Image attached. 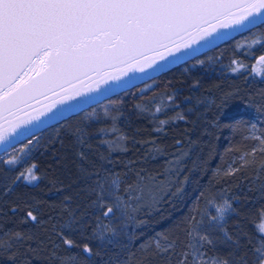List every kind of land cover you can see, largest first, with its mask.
I'll list each match as a JSON object with an SVG mask.
<instances>
[{
    "label": "snow or ice",
    "instance_id": "snow-or-ice-1",
    "mask_svg": "<svg viewBox=\"0 0 264 264\" xmlns=\"http://www.w3.org/2000/svg\"><path fill=\"white\" fill-rule=\"evenodd\" d=\"M252 26L264 27V0H0V121L5 119V111L15 115L22 105L40 95L55 93L57 88L67 93L55 110L49 105L47 112L20 124L9 121L7 135L0 123V145L9 146L0 156V163L9 172H18L9 178L10 183L4 184L5 193L13 192L20 181L33 184L40 180L37 165L28 163L39 147V138L27 139L18 150L12 146V141L22 135H34L31 128L48 119H63L66 110L80 107L78 97L94 99V93L112 91L113 85L123 86L129 82L130 78L111 75L106 69L126 65L133 73L139 71L146 75L166 70L170 63L198 53L202 44H214L217 39H222L224 30ZM185 36L191 40H185ZM177 38L182 42L178 43ZM256 46H264V36L238 44L237 50L247 49L251 54V49ZM260 61H264V55L259 56L257 63ZM198 63L203 65L205 61L198 60ZM247 68L242 60L232 59V72ZM124 71L120 69L122 74ZM251 71L256 72L254 66ZM93 74L101 77L103 88L89 87L86 94L76 89L75 82L92 79ZM260 74L264 75V68ZM96 83L99 85L100 80ZM198 84V81L194 82L193 87ZM175 100V95L167 94L168 105L174 104ZM162 103H155L153 115L165 110ZM122 104L123 101H111L104 106L103 117L93 111L88 114L87 122L70 130L75 157L79 161L77 172L85 181L89 200L72 208L69 207L72 198L65 197L66 217L56 232L59 241L56 247L79 248L88 260L102 257L103 264H129L121 257L127 247L121 236L127 235L128 242L132 239L123 231L128 222L142 226L146 221L137 220V214L159 211L166 197L168 203L182 199L188 183V177L181 179L180 175L182 161L188 155L183 151L169 159L161 173L152 174L146 169L135 171L132 183H127V172L122 176L109 167L113 164L110 157L99 155L100 167H95L91 157L94 137H100V143L110 150L127 151L120 148V141L126 137L115 135L119 131L116 122L123 115ZM134 107L141 113L146 110L141 104ZM101 118L111 120L112 127L89 131L91 122ZM171 119L184 120L186 117L181 112ZM169 122L160 120V127L155 131H163V126ZM250 128L253 132L250 138L259 143L245 156L254 157L257 151L264 154V135L255 134V124ZM53 143L63 144L62 137L58 134ZM153 151L162 154L158 147ZM241 159L242 166L250 163L244 157ZM260 167L264 168V162ZM238 170L229 167L223 174L230 176ZM203 195L200 193L192 202L177 225L182 238L170 239L158 233L152 243L141 245L142 250L154 247L157 254L168 257L169 264H264V209L259 211V223L254 225L257 237L253 240L239 222L235 231L228 229V217L241 215L232 203L238 197L229 199L221 193L222 203L209 198L201 209L198 205ZM11 211L15 212L17 208L13 207ZM117 216L124 221L119 229L114 226ZM28 221L40 223L32 210L26 212L25 222ZM23 239L20 232L7 241L0 236V251L10 250L13 241ZM90 239L100 241L102 248L120 251L110 256L107 251H94L90 243L85 242ZM220 246L228 249L226 254L219 251ZM9 259L15 261L16 256ZM70 259L75 261L77 257Z\"/></svg>",
    "mask_w": 264,
    "mask_h": 264
},
{
    "label": "rangeland",
    "instance_id": "rangeland-1",
    "mask_svg": "<svg viewBox=\"0 0 264 264\" xmlns=\"http://www.w3.org/2000/svg\"><path fill=\"white\" fill-rule=\"evenodd\" d=\"M256 31L253 30L248 34L238 33L241 35L236 38L232 47L225 53L224 59L212 61L209 66V72L198 79H194L188 93L180 96L177 104L168 105V93L161 91L156 97L151 99L135 95L131 106L125 109V103H127L126 94L112 95L78 113L68 116L59 126L29 136L12 146L18 150L23 146V143L27 142V139L35 140L39 138V147L34 150L32 159L28 162L29 165L31 163L36 164L47 154L58 134L59 136L70 134V130L76 125L87 122L88 114L93 111L103 117L104 106L109 105L111 101H123V104L120 105L123 115L116 122L119 131L115 135L122 134L126 137V139L120 141V148H126L127 151L110 150L107 146L102 145L100 137H97L99 139L98 146L91 153V157L95 161V167H100L99 155L110 157L113 164L109 167L122 176L127 172V183H132L135 179L133 175L135 171L146 169L152 174L161 173L164 171L166 162L183 151L187 152L188 155L182 161L183 171L180 175L181 179L187 176L188 183L185 186V193L182 199H175L172 203H168V198L166 197L159 211H153L151 214H137V220L146 221L142 226L136 227L133 222H128V226L123 231L131 235L132 239L128 242L127 235H122L121 239L125 243L134 245V248L122 258L127 259L129 264H169L166 255L157 254L154 247L144 251L141 245L152 243L158 233H163L178 225L200 193L204 194L200 198L198 205L201 209L205 207V201L209 198H216L217 203H222L219 198L221 193L229 199L238 197L232 203L233 207L241 215L233 214L228 217V229L229 231H235V225L239 222L243 225V230L248 233V236L255 240L257 232L254 225L259 223V211L264 209V168L260 167L261 163L264 162V154L259 151L254 157L251 155L245 156V154L251 153L252 150L248 149L249 144L256 141L250 138L253 134L250 125H256V135H264V75L260 74L261 69L264 68V61L257 63L259 56L264 55V46L254 47L251 49V54H249L247 49L237 50V45L249 42ZM233 58L242 60L248 65L247 70L232 72L230 65ZM253 66L256 69L255 73L251 71ZM197 81L199 82L198 86L193 87L194 82ZM232 88H236V98L233 102L231 100L233 93L230 91ZM188 97H191V99H187ZM161 102H163L162 107L165 110L153 115L155 103ZM190 102L196 103L197 110H190L185 107ZM136 104H141L146 110L142 113L138 112L134 107ZM176 105H179V107ZM212 111L216 112V117L212 116ZM181 112L186 119H171ZM234 116H236V119L232 121H228L230 119L226 118ZM160 120H170L168 125L173 124L175 127H180L169 145L168 143L159 144L155 137H152L153 139L145 137L148 134L157 133L155 131L157 128L156 124ZM189 121H191L190 126L186 129L180 126ZM93 123H97L96 129L112 127V121L103 118L91 122V124ZM159 132L162 133V131ZM115 135L113 138H115ZM177 141H180V143L178 144ZM135 142L142 144L136 150L134 149ZM230 142L232 143L229 145ZM257 143L259 142L257 141ZM154 147L162 149V154L154 152ZM195 154L198 156H203L202 154H204L205 157H203L202 161L200 159L197 160L198 163L189 162L188 159ZM3 155L4 152L0 154V156ZM241 157H244L250 163L242 166ZM149 158L154 159L156 162H149ZM229 167L239 170L233 175L224 176L223 173ZM200 169L201 171H199ZM196 171L201 173L196 174ZM17 174L18 172H9L7 167L0 163V206H3V210L0 211V220H6V216L2 215L4 213L8 214L7 216H12L13 214L6 224L0 225V235L7 237L9 234H13L14 230L21 229L24 232L25 239L13 241V244L19 246L18 254H22L20 253L21 249L26 248L36 234L38 236L48 235V229L45 228L50 226V217L56 214L54 219L59 225L63 223L66 217L63 212L57 214L58 210L54 211L51 209V212L46 210V206L49 205L48 201H50L47 199L49 195H54V204L57 207L60 206L61 202L65 203V197H71L72 200L69 206L72 208H75L78 204H86L89 197L85 191V181L77 171L67 175L61 181L49 182L43 185L27 184L24 181H20L15 185L13 192L5 193L4 184L10 183L9 178ZM214 176L220 177L218 188L207 193L203 192L202 189ZM59 186H61V193L56 191L59 190ZM248 186H252L251 189L255 191L254 196L249 199L245 197ZM13 207H16L17 211L12 212L11 209ZM28 210H32L34 214L38 215L40 223L25 222ZM212 212L215 214L214 209ZM19 213L20 216L22 215V220L17 219ZM160 215L165 216L164 219L155 223ZM123 223L124 221L117 216L114 226L119 229ZM53 233L56 235V232L53 231ZM54 237L55 239L57 238V236ZM177 237L182 238L183 234L179 233L171 239ZM76 238L79 240V235ZM85 242L90 243L91 246L101 243L96 239H90ZM32 246L31 244L30 248ZM30 248L28 247L27 251ZM59 248L64 257L60 263L56 264H82L80 262L82 252L79 248L71 250L63 247ZM219 251L226 254L228 249L220 246ZM209 252L211 253V249ZM73 256L77 257L75 261L70 259ZM24 259V257L20 258L21 264H47L35 255H32L31 259L26 261Z\"/></svg>",
    "mask_w": 264,
    "mask_h": 264
},
{
    "label": "trees",
    "instance_id": "trees-1",
    "mask_svg": "<svg viewBox=\"0 0 264 264\" xmlns=\"http://www.w3.org/2000/svg\"><path fill=\"white\" fill-rule=\"evenodd\" d=\"M253 30H257L256 33L252 36V37H262L264 36V27H260V26H254L250 29H248L247 31L243 32V34H248L250 32H252ZM241 34H237L236 36H234L233 38L225 41L224 43L215 46L191 59H188L180 64H177L155 76H152L148 79H146L145 81L131 87L128 88L126 90H123L115 95H119V94H126V100L127 103H125V109H127L129 106H131V104L133 103V100L135 98V95H138L140 97L146 98V99H151L156 97L161 91H165L168 94H173L176 97L175 100V104H177L179 102V97L180 96H184L188 93L189 88L192 84V81L194 79H198L201 76L207 74L209 72V66L210 63L212 61H221L224 59L225 57V53L232 47V45L234 44V41L236 40V38H238ZM198 60H204L205 63L203 65L198 63ZM150 86V87H149ZM264 87V86H263ZM141 89H145L144 92H141ZM230 91H232L231 93H233L231 100L233 102V100L236 98V88H232ZM257 95V94H256ZM254 96V95H251ZM255 98H257V96H255ZM258 99V98H257ZM190 110H197V105L195 102H190L187 103V106ZM212 116L216 117V112L212 111ZM227 119H230L228 121H232L236 119V116L234 117H226ZM62 121L42 130L45 131L49 128L52 127H57L61 124ZM191 121H189L186 124H181L180 126L184 129H186L187 127H189ZM157 127H160L159 123L156 124ZM150 127V126H149ZM97 128V123H93L90 124V129L89 131L94 132ZM180 127L178 128L175 127L173 124H166L165 126H163V131L162 133H152V134H148L145 137L149 138V139H153L152 137H155L156 140L158 141L159 144H170V142L172 141L173 137L176 135V133H178ZM41 131V132H42ZM39 132V133H41ZM38 133V134H39ZM156 134V135H155ZM62 139H63V144L61 143H54L49 151L47 152V154L36 163L37 165V175L40 176V180L33 183L35 185H43V184H47L49 182H58L63 180L67 175L75 173L77 171V164H78V160L75 157V151L76 148L73 145V138L70 134H66V135H61ZM99 143V139L97 137H94L92 140V145H93V150L92 152L96 149V147L98 146ZM232 142L229 143V145ZM142 144L135 142L134 144V149H138L141 147ZM201 146V145H200ZM258 143L257 141L250 143L248 149L252 150L254 147H257ZM202 149V148H201ZM203 156H198V155H194L191 156L190 159H188V161H193V162H197V160L200 159V161H202L204 154H202ZM149 162L155 163L156 161L152 158H149ZM187 165V164H186ZM161 171V170H160ZM201 171V169L199 170ZM200 174L201 172L196 171V174ZM220 183V177L219 176H214L212 177L209 181L208 184L202 189L203 192H209V191H214L215 189L218 188V185ZM61 186L58 187V189L60 190ZM252 187V186H251ZM250 186L247 187V191L245 193V197L252 198L255 194L254 189H251ZM56 190L57 193H61L62 191L60 190ZM52 196V197H51ZM53 194L49 195L47 197L48 203L49 205H47V211L51 212V209L56 211L58 210L57 214L60 212V214L64 212V207H65V203L63 204L62 202L59 204L60 206L57 207L56 204H54V199H53ZM246 198V199H247ZM53 201V202H52ZM53 203V205H52ZM71 207V206H69ZM3 210V206H0V211ZM22 212V211H21ZM20 212V213H21ZM20 213L18 215L19 220H22V215L20 216ZM4 216H6V220L2 221L0 220V225L1 224H6L10 217L12 216H7L8 214L4 213L2 214ZM56 216V214H55ZM55 216L50 217V228L46 226L45 229H48V235H41L38 236V234H36L28 243L27 247L24 249H21L22 254H18V250H19V246H17L16 244H13L12 248L10 250H5V251H0V264H21V257H24L25 261L28 259H31L32 255H35L37 258H39L42 262H45L47 264H56V263H60V261H62L63 259V253L60 250L59 247H63L62 245H60L59 247H56V244L59 243V241L57 240V238L55 239L54 236H57L53 233L57 232L60 225L56 222V220L54 219ZM165 216L160 215L159 218H157L156 222H159L161 219H164ZM1 229V228H0ZM16 232H20L24 235V232L21 229H16L14 230L13 234H9V236L4 237L5 240H9L12 239V236L16 233ZM165 235H167L170 239L175 237L177 234L182 233L180 227H178L177 225L174 226L173 228L163 232ZM1 236V235H0ZM24 239H25V235H24ZM23 239V240H24ZM31 244L33 245L32 248H30ZM127 247L121 252V257H125V255H127V253L131 252V250L134 248V245H132L131 243H126ZM28 247L30 248L29 251ZM94 251H99L101 253L107 251L108 255H113L114 252L116 251H120L119 249H112V248H102L101 247V243L92 246ZM60 250H58V249ZM64 248V247H63ZM65 249V248H64ZM53 253H55V255H53ZM15 255L16 259L15 261H12L9 259L10 256ZM18 258V259H17ZM23 261V260H22ZM24 261V262H25ZM80 262L82 264H103V258L102 257H96L93 260H88L84 254L82 253L81 257H80Z\"/></svg>",
    "mask_w": 264,
    "mask_h": 264
},
{
    "label": "water",
    "instance_id": "water-1",
    "mask_svg": "<svg viewBox=\"0 0 264 264\" xmlns=\"http://www.w3.org/2000/svg\"><path fill=\"white\" fill-rule=\"evenodd\" d=\"M233 11L237 12V13L239 12L238 9H233ZM213 23H216V21H213ZM225 23H227V20H225ZM252 27H254V26H252ZM252 27H250V28H252ZM250 28H248V29H250ZM235 29L236 28L224 30L225 31V35L223 37H226V38L217 39L214 44H210L211 46L202 44L200 46V49H199V50H202L201 52L196 53L194 55L185 56V58L181 62H178V63H176V64H174L172 66H170V64H169L167 69H169V68H171V67H173V66H175L177 64H180V63H182V62H184V61H186L188 59H191V58H193V57H195V56H197V55H199V54H201V53H203V52H205V51H207V50H209V49H211V48H213L215 46H218V45L224 43L225 41H227V40H229L231 38H233L234 36L237 35L236 32H235ZM237 29H239L240 32L246 31L245 30L246 28H237ZM230 34H231V36H229ZM193 35H195V33ZM185 40H191V37L185 36ZM177 42L181 43L182 41H180V39L177 38ZM161 51H163V50H161ZM166 54L167 53H165V55ZM149 55L156 56L155 53H149ZM156 58L158 59L159 57L157 56ZM140 59L143 60L142 57ZM120 69H124L125 70L123 74L120 72ZM106 71L108 73H110L111 75H123L125 78H130L129 82L125 83L123 86L113 85V90L112 91L94 93V99H87V98L86 99H80L78 97L77 99L79 100L81 110H83L85 108H88L89 106L95 104L96 101H98V98L100 96L105 95L106 93L113 92L112 94H110L109 96L103 98L102 100H105L108 97H110L112 95H115V94H117V93H119V92H121L123 90L131 88V87H133V86L145 81L146 79H148V78H150L152 76H155V75H157V74H159V73H161V72H163L165 70L158 71L157 73L150 72L149 74H147V77H145V78H144V76H146V74L140 73L139 71H135L133 73V71L129 70L126 65H117L115 67L106 69ZM97 80H100V84L99 85H97V83H96ZM75 84H76V89L82 91L85 94L88 92L89 87H91L93 89H95L97 87H100V88L104 87L103 80L101 79V77L96 76L95 74H93L92 79L85 78L83 83H80L79 81H77V82H75ZM124 86H125V88H122ZM117 88H121V90H119L118 92H115V90ZM66 94L67 93H65L62 89L57 88L55 90V93L48 92L46 95H40L36 99L30 100L28 102V104L22 105L21 109L19 111L15 112V115H9V113L7 111H5V113H4L5 119L3 121H0V123H3V125H4L5 134L7 135L8 130L10 129L9 121H12L15 124H20L22 121H26V120L32 119L34 117L39 116L41 113L47 112L49 105L53 108V110H55L56 107L58 106V102H61L63 100V97ZM91 100H95V101L93 103L89 104V105H86V103L90 102ZM73 103H75V101ZM67 107H68V105L65 104V108H67ZM80 107L79 108H75L74 110H72L73 111L72 114H74L77 111V109H80ZM68 111L69 110H66L64 112V118L65 119L69 115H72V114L68 115L67 114ZM50 120L54 121L55 119H48L44 123V125H47ZM37 127H38V125L32 127L30 131L32 132V129H34V128L36 129ZM25 136L29 137V135H25ZM13 141H15L14 143L17 144V143L22 141V138L20 137L18 140H13Z\"/></svg>",
    "mask_w": 264,
    "mask_h": 264
},
{
    "label": "bare ground",
    "instance_id": "bare-ground-1",
    "mask_svg": "<svg viewBox=\"0 0 264 264\" xmlns=\"http://www.w3.org/2000/svg\"><path fill=\"white\" fill-rule=\"evenodd\" d=\"M245 30H248V28H246ZM235 32H236V34H238V33H240V30L239 29H235ZM229 36H231V34L229 35ZM224 38H226V37H223V39ZM210 45V44H209ZM211 46V45H210ZM202 50H199V52H201ZM198 52V53H199ZM181 62V61H180ZM176 63H178V62H176ZM176 63H170V66H172V65H174V64H176ZM154 73H157V72H154ZM145 77H147V75L146 76H144V78ZM135 82V81H134ZM122 88H125V86L124 87H122ZM119 90H121V88H117L116 90H115V92H118ZM113 92H109V93H106L105 95H103V96H100L99 98H98V101H96V103H98V102H100L103 98H105V97H107V96H109L110 94H112ZM95 100H91L90 102H87L86 103V105H89V104H91V103H93ZM95 103V104H96ZM81 111V107H80V109H77V111L75 112V113H78V112H80ZM72 110H69L68 111V115L69 114H72ZM74 113V114H75ZM70 116V115H69ZM65 118H63V119H55L54 121H49L48 122V124L47 125H44V124H42V125H38V127L35 129H32V132L31 133H34V134H38L39 132H41L42 130H44V129H46V128H48V127H50V126H52V125H54V124H56V123H58V122H60V121H63ZM31 136H33V135H31ZM21 138H22V140H24L25 138H27L25 135H22L21 136ZM15 141H12V145H14L15 143H14ZM9 146L8 145H0V154L1 153H3L4 152V150H5V148H8Z\"/></svg>",
    "mask_w": 264,
    "mask_h": 264
}]
</instances>
